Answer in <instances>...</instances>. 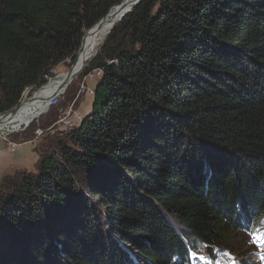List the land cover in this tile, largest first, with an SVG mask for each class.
Wrapping results in <instances>:
<instances>
[{
    "label": "trees",
    "instance_id": "16d2710c",
    "mask_svg": "<svg viewBox=\"0 0 264 264\" xmlns=\"http://www.w3.org/2000/svg\"><path fill=\"white\" fill-rule=\"evenodd\" d=\"M123 1L0 0V115ZM97 68L81 126L0 182V264H192L264 220V0H142Z\"/></svg>",
    "mask_w": 264,
    "mask_h": 264
},
{
    "label": "rangeland",
    "instance_id": "374dc122",
    "mask_svg": "<svg viewBox=\"0 0 264 264\" xmlns=\"http://www.w3.org/2000/svg\"><path fill=\"white\" fill-rule=\"evenodd\" d=\"M95 56H93V58ZM72 65H73V63L61 66V68H60L61 73L68 72ZM84 70L81 73H83ZM80 75L78 76V79H76L77 77L75 78V81L71 86L68 85V87L69 86L70 87H69V89L67 88L68 92H67L66 96H64L62 98L59 105L57 106L58 108L53 109L50 112L49 117H47V118H45L39 122L37 121L36 122L37 124L36 123L33 124L30 128H28V130H26L24 132V134H22V135L18 134L16 136H14L13 139L16 141L35 140L36 129L38 128L39 124L41 126L47 127L51 122H53L55 119H57V117L61 113V111L68 108L69 103H71L72 100L76 97L78 90H79L81 77H82ZM33 91H36V90H32L31 92H33ZM30 93L24 94V97H25L24 101L31 95ZM28 104H29V102L26 103L20 109L19 112H21L23 110V108ZM54 112H57L58 115H56V114L54 115L53 114ZM19 116H20V113H19ZM25 125H27V124H25ZM25 125H23V126H25ZM63 136H65V135H61L60 133H58V129H54L52 131H48V132L44 133L36 141H39L40 150H44V149H48L50 146L52 147L53 142L57 141L58 139H60ZM2 142H4V141H2ZM187 161L189 163V159ZM34 169H35V167L30 168L29 173L32 175L36 174L37 170H34ZM31 171H33V172H31ZM9 174L13 176V177L10 176L9 178H15L16 177V171H13ZM5 177L0 178V182ZM82 192L85 193V190H82ZM85 195H86V193H85ZM89 197H90L91 206L96 210V212L99 214V216H101L102 221H104L107 224H110V223L106 222L107 221V211H106V208L104 206H102L101 201L98 198H95L93 196L92 197L89 196ZM168 219L181 233L183 227L178 223V220L174 216H171V215H168ZM245 221H246L245 227L241 230V232L231 242L224 243V244H216L213 246V249L211 252H208V248L205 244H200V245L198 244V246L197 245L194 246L196 249L192 250L191 255H192V258L196 259V264H198L200 262L199 259H201L202 262L207 263V264H264V221L263 222H259V221L255 222V219L252 220V223L251 222L248 223L247 220H245ZM247 225L249 226V228L247 227ZM107 228L110 231L109 235L111 234L110 236H112L114 238L115 234L111 233L114 231L110 230L109 227H107ZM108 230H106V231H108ZM57 245H58V247H57L58 252H62V251L66 252L67 246L65 245V241H64V245H62L61 242H58ZM1 249L6 251L8 248H6V246H0V254L3 252V251H1ZM51 252L54 254L56 253L54 248L52 249ZM57 258H59V257H57ZM137 264H143V263L141 261L137 260Z\"/></svg>",
    "mask_w": 264,
    "mask_h": 264
},
{
    "label": "built area",
    "instance_id": "2783aa9c",
    "mask_svg": "<svg viewBox=\"0 0 264 264\" xmlns=\"http://www.w3.org/2000/svg\"><path fill=\"white\" fill-rule=\"evenodd\" d=\"M61 66H63V65L57 66L56 68H54L52 70V72H51L52 75L47 78V80H48L47 84L42 86V88L49 87L53 82H55V77L61 73V71H60ZM103 73H104V71L102 68H97V69L92 70L88 74L84 75L83 77H81V82H80L78 93H77L76 97L72 100V102L69 103L68 108H66L65 110H62L61 113L58 115L57 120L47 129H43L41 127H38L36 130L35 140H30V141L35 142L44 133H46L48 131H52L54 129H58V133H60L61 135H64L65 133H68L74 129L79 128L81 126V124L83 123L85 116L83 114H81L78 111V109H76L77 104H78L80 98L82 97V95L94 96L95 89H96L95 85H97L99 83V81L103 77ZM67 88H65L58 95H54L52 90L49 89V94L52 97L50 98V101L48 103V109L46 110V112L42 113L40 116L33 119L29 124L19 128L17 130H16V127H14L11 131L9 130V127L14 126L15 123H13L11 125L7 124L8 130H6L4 132L0 128V139L2 141H4L8 151L15 152V151L20 150L22 148L23 143L15 141L13 139V136L15 134L20 133L21 131L26 130L30 126L31 123H33L35 121L39 122L41 116L46 115L51 108L57 107L59 105L60 101L62 100V98L65 96ZM24 98L25 97L23 96L20 104H22V102L24 101ZM9 114H11V112L0 115V118L4 117L6 115H9ZM3 122L6 123V121H3Z\"/></svg>",
    "mask_w": 264,
    "mask_h": 264
},
{
    "label": "water",
    "instance_id": "95a60500",
    "mask_svg": "<svg viewBox=\"0 0 264 264\" xmlns=\"http://www.w3.org/2000/svg\"><path fill=\"white\" fill-rule=\"evenodd\" d=\"M142 0H124L122 3L118 4V5H115L113 8H111V10L109 11V13L107 14V16H105L103 19H101L94 27H92L91 29H88L85 33H84V36L81 40V43H80V46H79V49L77 51V57H76V60L73 62V65L71 66V68L69 69L68 72H66V75H67V78L65 80H63L62 82H56L58 81L59 79H61L63 77V75L65 73H61L59 74L58 76L55 77V82H53L49 87H45L46 89L49 88L52 90L53 94L54 95H58L60 94L65 88L68 87V85H70L76 77H78L81 72L86 68V66L88 65V62L93 58H88L84 65L82 66V68L79 70V72H77L76 74H74V70H75V65L77 64V60L79 59V56L80 54H83L84 52V49H85V43H86V39L89 35H91L92 33H94L95 30H99L104 24H106L107 22H110L112 24V27H111V30L108 32L107 36L111 33V31L113 30L114 26L119 24L128 14H130L141 2ZM115 9L116 10V14H115V17H118L119 19L115 20V21H111L112 20V10ZM106 36V37H107ZM97 53H99V50L97 51ZM96 53V54H97ZM95 54V55H96ZM94 55V56H95ZM45 88H39L38 90L36 91H32V89H29L27 90L26 92L27 93H30L31 95L25 100L22 102V104H20V106H18L15 110H13L11 112V114L9 115H6L2 118H0V120L2 121H6L7 124H13L14 123V120L12 117H14L15 115H17V113L20 111V109L28 102L34 100L36 97H37V94L39 92H41L42 90H44ZM25 92V93H26ZM52 96H50V94H48L47 96V104H46V108L45 110L43 111L46 112V110L48 109V103L50 101V98ZM3 124V123H1ZM0 124V125H1ZM14 127H16V125L14 126H10L9 127V130L11 131Z\"/></svg>",
    "mask_w": 264,
    "mask_h": 264
},
{
    "label": "bare ground",
    "instance_id": "6f19581e",
    "mask_svg": "<svg viewBox=\"0 0 264 264\" xmlns=\"http://www.w3.org/2000/svg\"><path fill=\"white\" fill-rule=\"evenodd\" d=\"M115 12H116L115 9H113L111 12L112 14L111 21H115L119 19L118 17H115L116 14ZM111 27L112 24L110 22H107L99 30H95L94 33H92L87 37L84 52L83 54H80L79 59L77 60V64L74 67L75 68L74 74L79 72V70L82 68V66L84 65L85 61L88 58L93 57L97 53L100 45L105 40L108 32L111 30ZM66 78L67 75L65 73L63 77L56 82L60 83ZM48 94H49V88L42 90L37 94V97L34 100L30 101L29 104L23 108L21 112L17 113L18 116L15 115L14 117H12L16 125V130L21 128L25 124H29L33 119L37 118L43 113V111L46 108V104H47L46 99ZM0 124H1L0 128L2 129L3 132L8 130L7 123L0 120Z\"/></svg>",
    "mask_w": 264,
    "mask_h": 264
},
{
    "label": "crops",
    "instance_id": "0c3cea01",
    "mask_svg": "<svg viewBox=\"0 0 264 264\" xmlns=\"http://www.w3.org/2000/svg\"><path fill=\"white\" fill-rule=\"evenodd\" d=\"M93 104L94 96L82 95L76 109L86 117L92 112ZM17 142L23 143L22 148L15 152H10L7 150L6 144L0 140V178L17 170L30 172L29 169L32 167L37 170L41 158L39 141L21 140Z\"/></svg>",
    "mask_w": 264,
    "mask_h": 264
}]
</instances>
